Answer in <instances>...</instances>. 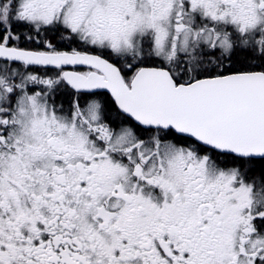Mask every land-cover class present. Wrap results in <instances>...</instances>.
<instances>
[{"label":"snow or ice","instance_id":"6c2138e0","mask_svg":"<svg viewBox=\"0 0 264 264\" xmlns=\"http://www.w3.org/2000/svg\"><path fill=\"white\" fill-rule=\"evenodd\" d=\"M0 264H264V0H0Z\"/></svg>","mask_w":264,"mask_h":264}]
</instances>
